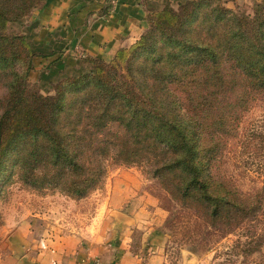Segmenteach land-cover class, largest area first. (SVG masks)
<instances>
[{
	"label": "trees",
	"instance_id": "trees-1",
	"mask_svg": "<svg viewBox=\"0 0 264 264\" xmlns=\"http://www.w3.org/2000/svg\"><path fill=\"white\" fill-rule=\"evenodd\" d=\"M46 0H0V189L16 172L32 186L82 197L111 157L149 165L169 194L212 225L242 224L243 249L264 242V186L239 190L221 156L244 114L264 95V0L251 11L226 0L146 8L136 39L91 69L36 83L59 52L32 51L9 21L33 18Z\"/></svg>",
	"mask_w": 264,
	"mask_h": 264
},
{
	"label": "crops",
	"instance_id": "crops-1",
	"mask_svg": "<svg viewBox=\"0 0 264 264\" xmlns=\"http://www.w3.org/2000/svg\"><path fill=\"white\" fill-rule=\"evenodd\" d=\"M191 1L117 0L106 13L109 0H46L19 31L32 51H61L39 73L41 81L50 83L90 70L85 51L109 57L126 38L135 40L146 8L166 3L177 8ZM104 185L102 196L88 198L94 209L83 212L75 226L52 222V212L43 214L44 225L39 213L18 219L0 234V264H166L165 234L159 227L165 212L147 182L129 167L111 171Z\"/></svg>",
	"mask_w": 264,
	"mask_h": 264
},
{
	"label": "rangeland",
	"instance_id": "rangeland-1",
	"mask_svg": "<svg viewBox=\"0 0 264 264\" xmlns=\"http://www.w3.org/2000/svg\"><path fill=\"white\" fill-rule=\"evenodd\" d=\"M226 1L227 5L246 11H251L253 4V0H237L235 4ZM116 3L117 0L112 5L108 3L106 13L112 11ZM27 21H9L6 31L20 33L19 26ZM133 40L131 37L126 38L121 45L128 46ZM39 73L40 71L36 76V83L42 93H52L59 78L71 75H62L49 83L41 81ZM3 92L4 88L0 85V96ZM105 164L107 169L102 182L82 197H72L58 187L32 186L16 172L0 189V234L7 232L21 217L33 213L41 214V224L46 218L43 214L52 212V222L63 221L66 225L71 222L75 226L81 220L83 212L90 213L96 205L88 198L103 195L104 192L100 190L105 187L109 173L115 169L131 167L157 195L159 206L165 212L159 227L165 234L166 264H264V242L258 250L246 253L243 249L246 236L242 224L233 227L212 225L194 208L170 197L158 179L150 173L147 163L126 164L108 157ZM221 168L243 192L264 186V95H259L242 117L237 135L228 141L222 153ZM139 237V230L133 232V239L137 241Z\"/></svg>",
	"mask_w": 264,
	"mask_h": 264
},
{
	"label": "built area",
	"instance_id": "built-area-1",
	"mask_svg": "<svg viewBox=\"0 0 264 264\" xmlns=\"http://www.w3.org/2000/svg\"><path fill=\"white\" fill-rule=\"evenodd\" d=\"M115 0H109V3L112 5L114 3ZM94 264H99L98 260H95Z\"/></svg>",
	"mask_w": 264,
	"mask_h": 264
}]
</instances>
